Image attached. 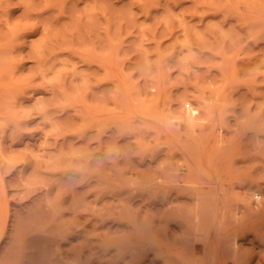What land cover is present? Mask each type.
Listing matches in <instances>:
<instances>
[{
	"label": "clouds",
	"instance_id": "clouds-1",
	"mask_svg": "<svg viewBox=\"0 0 264 264\" xmlns=\"http://www.w3.org/2000/svg\"><path fill=\"white\" fill-rule=\"evenodd\" d=\"M0 13V264H264V0Z\"/></svg>",
	"mask_w": 264,
	"mask_h": 264
},
{
	"label": "rangeland",
	"instance_id": "rangeland-1",
	"mask_svg": "<svg viewBox=\"0 0 264 264\" xmlns=\"http://www.w3.org/2000/svg\"><path fill=\"white\" fill-rule=\"evenodd\" d=\"M11 2L15 4L16 0H11ZM20 10L21 9L19 7H12L8 9L7 18L10 20H14L17 17ZM2 15L3 13H0V16ZM238 243L242 247H253L255 245V240L253 238L252 233L246 232V235L244 233L239 237ZM49 252L50 250L47 247V245L39 238L36 239L33 243V251H32L34 264H46ZM253 264H255L254 261Z\"/></svg>",
	"mask_w": 264,
	"mask_h": 264
},
{
	"label": "bare ground",
	"instance_id": "bare-ground-1",
	"mask_svg": "<svg viewBox=\"0 0 264 264\" xmlns=\"http://www.w3.org/2000/svg\"><path fill=\"white\" fill-rule=\"evenodd\" d=\"M245 235H246V232H245Z\"/></svg>",
	"mask_w": 264,
	"mask_h": 264
}]
</instances>
